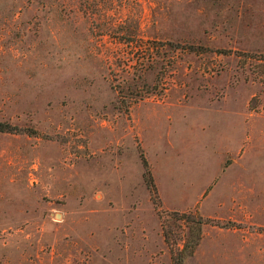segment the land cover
Segmentation results:
<instances>
[{
	"label": "rangeland",
	"instance_id": "rangeland-1",
	"mask_svg": "<svg viewBox=\"0 0 264 264\" xmlns=\"http://www.w3.org/2000/svg\"><path fill=\"white\" fill-rule=\"evenodd\" d=\"M259 54L264 0H0V264H172L195 208L184 264H264Z\"/></svg>",
	"mask_w": 264,
	"mask_h": 264
},
{
	"label": "trees",
	"instance_id": "trees-1",
	"mask_svg": "<svg viewBox=\"0 0 264 264\" xmlns=\"http://www.w3.org/2000/svg\"><path fill=\"white\" fill-rule=\"evenodd\" d=\"M259 56H262L259 58L261 60H264V54H259ZM18 129H20V127L18 128L15 125H11L7 122L0 121V130H18ZM29 132H33L32 129H30ZM138 150L144 168L143 178L147 187L151 192V196L155 204V200L153 197L157 195V188L148 161L144 156L142 149L138 147ZM171 214H173L174 219L175 218L181 219L182 223L187 227V233L184 238L182 239L180 238L179 240L178 237H172V233L169 229H167V224L164 221L162 222L164 240L168 245H170V248L172 250L171 263L184 264L185 256L193 253L195 247L197 246V244L199 243L202 237V225L205 222V220L202 214L196 208L183 210V211L175 210L172 211ZM180 242H181V246L179 245Z\"/></svg>",
	"mask_w": 264,
	"mask_h": 264
}]
</instances>
